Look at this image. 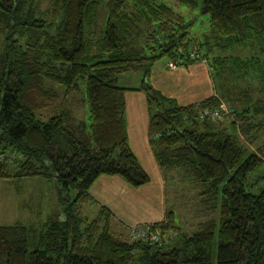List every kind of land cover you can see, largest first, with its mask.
Returning <instances> with one entry per match:
<instances>
[{
	"label": "trees",
	"instance_id": "trees-1",
	"mask_svg": "<svg viewBox=\"0 0 264 264\" xmlns=\"http://www.w3.org/2000/svg\"><path fill=\"white\" fill-rule=\"evenodd\" d=\"M98 1L0 0V179L53 178L61 205V215L42 221L36 232L0 225V264H212L214 253L215 264H264V185L257 182L264 176L247 179L264 163L261 148L247 145L264 124V102L255 105L247 92L228 85L252 76L264 89V0H200L221 48L255 52L247 59L215 54L212 62L209 41L197 43L190 23L160 0H106L105 27L93 40L88 28ZM199 47L205 48L215 95L197 104L178 106L144 80L136 88L118 85L123 73L146 77L158 59L198 62L183 56ZM81 83L88 125L63 101L53 115L40 117L59 97L48 84L67 98L79 94ZM125 91L146 96L148 141L161 172L183 169L203 202L217 210L218 217L201 228L186 232L166 210L152 225L175 234L149 244L114 235L105 208L91 219L81 215L99 176H119L131 188L149 181L127 143ZM221 101L232 109L222 121L198 119L204 110L220 109Z\"/></svg>",
	"mask_w": 264,
	"mask_h": 264
},
{
	"label": "rangeland",
	"instance_id": "rangeland-1",
	"mask_svg": "<svg viewBox=\"0 0 264 264\" xmlns=\"http://www.w3.org/2000/svg\"><path fill=\"white\" fill-rule=\"evenodd\" d=\"M160 2L170 7L175 13L181 15L186 23H190L188 32L190 36L197 39V43L209 41L211 48L213 46V52L207 53L209 62H212L211 57L215 54L223 56L233 55L241 59H247L255 55L254 50L250 47L233 46L226 47L225 49L221 48L223 42L218 44L216 42L217 40L214 39L215 35L210 28L208 15L200 13V0H198V5L194 8L180 4L175 0H160ZM105 3L106 0H99L95 5L94 23L88 28L93 40L101 36L105 27L107 20ZM198 49L202 52L200 61L206 62L204 56L205 48L199 47ZM260 57L263 58L262 56ZM166 61V58L158 59L155 64H165ZM214 71H217V67ZM137 76H141V74H120L118 77V85L131 87ZM228 85L231 91L235 93L247 92L249 100H255V105H257L258 100L264 102L263 83H261L258 78L245 76L228 82ZM48 86L56 90L59 97L54 108L40 111L39 115L42 119L53 115L57 111L56 106L63 101V104L69 107L80 120L86 125L89 124L88 103L83 83H81L80 90L78 91L79 94H68L67 98L64 97L63 92L56 86L50 84H48ZM80 99H83V101L80 102ZM221 106L229 109V113L232 112V109L223 101L220 103V107ZM223 115L224 114H221L213 121H222L224 119V117H222ZM260 118L259 121L263 122ZM255 135L256 141L254 143L247 144L248 140H246V136L248 135L242 134L241 139L248 145L250 150H255L256 147L259 146L262 152H264V124ZM7 159L12 161L13 155H9ZM0 160H2V157H0ZM11 171L12 169L10 172ZM164 174L166 178V210L173 211V221L175 224H178L186 232H191L201 228L207 221L218 217L217 210H215L212 205L205 204L199 197L198 192L200 188L195 185V182L187 178L183 169H172ZM262 175L264 176V163L260 168L249 174L247 179L250 182H255L259 179L258 177ZM257 182L260 185H264V179L262 178ZM58 188L53 178L22 177L0 179V225L21 224L29 228H34L36 232L42 221H46L48 217L50 219L58 218L61 215ZM256 188L258 189L259 187L256 186ZM74 194V190L72 189L67 193L69 198H72ZM86 215L87 214L84 216ZM112 233L127 241L136 240L130 239L129 230L118 234L114 231ZM163 234L167 235L166 239H163V241H166L169 237H172L175 232L166 231ZM212 264H215V253L213 255Z\"/></svg>",
	"mask_w": 264,
	"mask_h": 264
},
{
	"label": "crops",
	"instance_id": "crops-1",
	"mask_svg": "<svg viewBox=\"0 0 264 264\" xmlns=\"http://www.w3.org/2000/svg\"><path fill=\"white\" fill-rule=\"evenodd\" d=\"M144 80L155 91L175 100L181 107L197 104L214 96V84L208 65L198 61L176 70L165 64H153L146 77L137 76L132 88ZM125 124L128 146L148 183L129 187L119 176H99L87 191V199L79 208L86 219L93 218L101 208L110 212V228L127 232L133 225L160 222L166 212V178L157 166L148 141V106L141 91H125ZM112 231V232H113Z\"/></svg>",
	"mask_w": 264,
	"mask_h": 264
},
{
	"label": "built area",
	"instance_id": "built-area-1",
	"mask_svg": "<svg viewBox=\"0 0 264 264\" xmlns=\"http://www.w3.org/2000/svg\"><path fill=\"white\" fill-rule=\"evenodd\" d=\"M202 52L198 48L188 49L184 54L183 58L189 60H196L202 58ZM181 60H168L165 63V66L168 70H175L180 66ZM229 109L221 106L220 109L213 110H204L198 114L199 120L204 119H216L221 114H228ZM129 237L130 239H140L142 241L148 242L149 244L157 243L166 239L167 235L161 234L157 227H154L151 223H146L142 225L131 226L129 228Z\"/></svg>",
	"mask_w": 264,
	"mask_h": 264
}]
</instances>
